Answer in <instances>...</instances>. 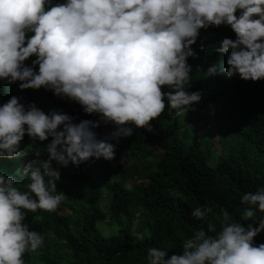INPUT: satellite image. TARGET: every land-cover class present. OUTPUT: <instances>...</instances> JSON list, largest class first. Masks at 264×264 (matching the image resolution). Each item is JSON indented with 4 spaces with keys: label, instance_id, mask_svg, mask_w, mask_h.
<instances>
[{
    "label": "clouds",
    "instance_id": "9594fccd",
    "mask_svg": "<svg viewBox=\"0 0 264 264\" xmlns=\"http://www.w3.org/2000/svg\"><path fill=\"white\" fill-rule=\"evenodd\" d=\"M221 25L235 33L215 47L226 55L227 75L264 80V0H0V81L43 87L100 117L77 123L67 112H45L17 95L0 104V158L27 155L21 151L25 134L33 142L51 137L43 149L47 158L37 150L19 171L23 188L16 176L0 171V264H25V253L43 244L26 217L55 211L65 200L57 189L61 167L111 161L113 140L137 128L152 131L166 105L181 115L200 102L201 92L189 91L188 58L197 55L192 45L201 29ZM218 71L213 64L206 76ZM101 122L115 126L103 139L94 130ZM241 201L244 221L264 212V186ZM191 215L205 226L180 252L149 247L147 264H264V242L254 240L264 231V216L253 226L207 204Z\"/></svg>",
    "mask_w": 264,
    "mask_h": 264
},
{
    "label": "trees",
    "instance_id": "16d2710c",
    "mask_svg": "<svg viewBox=\"0 0 264 264\" xmlns=\"http://www.w3.org/2000/svg\"><path fill=\"white\" fill-rule=\"evenodd\" d=\"M225 37L235 39L230 26H212L201 29L192 45L197 55L188 58L193 78L189 91L199 90L200 102L181 115L166 105L152 121V131L137 128L125 143V150L137 160L148 159L151 170L147 174L121 162V144L115 140L113 160L93 158L78 167L70 163L60 168L57 189L64 191L66 198L55 211L28 212L26 222L44 236V241L25 253V264H147L149 247L166 248L169 254L182 251L183 241L205 226L191 212L206 204L214 206L216 212L226 208L234 220L258 224V219L254 220L264 212L257 211L244 221L241 197L264 186V80L227 75L226 55L215 51ZM213 64L218 66V74L206 76ZM18 83L0 81V104L17 95L23 103L35 102L45 112L54 108L73 117L100 119L51 90L20 89ZM207 115H212L218 149L208 134L200 137L202 127L197 122ZM100 125L103 129L98 138L103 139L110 134L104 127L114 125ZM50 140L33 142L25 134L21 151L27 155L0 158V171L16 176L23 188L26 182L19 171L37 150L47 158L43 149ZM146 144L157 146L160 152L149 151ZM102 190L110 191L106 210ZM110 210L117 214L107 216ZM102 221L108 223L106 229H102ZM254 240L264 242V231Z\"/></svg>",
    "mask_w": 264,
    "mask_h": 264
},
{
    "label": "rangeland",
    "instance_id": "374dc122",
    "mask_svg": "<svg viewBox=\"0 0 264 264\" xmlns=\"http://www.w3.org/2000/svg\"><path fill=\"white\" fill-rule=\"evenodd\" d=\"M193 113L195 114V112H193ZM80 120H82L80 115H76L74 117V121L75 122L78 123ZM197 125L202 127V131L200 133V137L202 135L208 134L211 137V139L213 140L215 149H218L219 143H218V140H217L216 128H215L214 122L212 120V115H207L205 118H201V120L197 122ZM114 128H115V126H105L104 127V129L106 131H109L110 133L114 130ZM101 129H103L101 125H100V127H97L96 129H94L96 131L98 137L102 135L101 134L102 133ZM128 140H129V137H121L119 139V142L121 144L122 154H123V157H125L124 163L133 164V166H136V167H138L140 169H143V174H147L151 170L150 167H149L148 159L143 158L142 160H137V158L135 157V155L133 153H128L125 150V143L128 142ZM146 146L151 147V149L149 151L155 150L156 152H160V148H158L157 146L156 147H152L149 144H146ZM132 170L133 169H131V171ZM140 178H141V176H140ZM102 194H104L103 205H104V209L106 210L107 206L109 205V201H110V191L102 190ZM66 212H67V210H66ZM107 212H108L107 216H110V214H111V216L117 214L116 211H113V210H110V211H107ZM107 224H108L107 222L102 221L101 222L102 229H106L107 226H108ZM111 226L114 227V223L113 222L111 223ZM107 230H104V232H106Z\"/></svg>",
    "mask_w": 264,
    "mask_h": 264
}]
</instances>
